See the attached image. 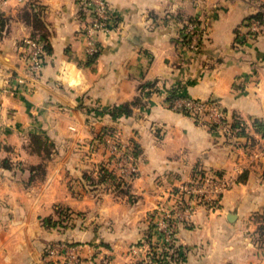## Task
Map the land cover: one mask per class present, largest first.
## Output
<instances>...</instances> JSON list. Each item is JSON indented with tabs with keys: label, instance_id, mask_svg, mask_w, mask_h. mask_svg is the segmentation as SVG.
<instances>
[{
	"label": "crops",
	"instance_id": "obj_1",
	"mask_svg": "<svg viewBox=\"0 0 264 264\" xmlns=\"http://www.w3.org/2000/svg\"><path fill=\"white\" fill-rule=\"evenodd\" d=\"M81 1L0 0V264H47L44 247L60 239L80 245V264H149L151 213L204 171L235 183L216 210L200 206L174 221L172 238L184 251L171 264H264V135L252 124L264 122V31L238 40L264 0H107L113 21L99 32L91 64ZM34 16L50 51L40 77L20 84L21 40L39 32ZM192 20L205 26L194 52L181 41ZM143 83L149 93L131 114L112 116ZM171 90L216 100L245 134L229 137L171 109ZM105 127L140 150L127 194L95 181L105 148L94 138ZM33 134L51 143L47 155ZM40 164L43 178L30 182L27 168ZM57 208L68 210L65 221ZM47 217L57 226L43 225Z\"/></svg>",
	"mask_w": 264,
	"mask_h": 264
},
{
	"label": "built area",
	"instance_id": "obj_2",
	"mask_svg": "<svg viewBox=\"0 0 264 264\" xmlns=\"http://www.w3.org/2000/svg\"><path fill=\"white\" fill-rule=\"evenodd\" d=\"M2 1V0H1ZM82 16L84 18V34L86 36L85 55L88 60L96 59L100 47L97 42L99 32L107 28L113 21L107 0H82ZM259 18L249 20L238 40L251 39L264 31V7L259 9ZM204 25L196 21H188L183 27L182 38L186 48L196 51L205 36ZM24 54V73L17 78L20 84L29 85L41 75L45 49L41 41L30 35L21 40ZM171 109L184 114L196 122L211 129L234 135L239 127L232 128L221 105L214 99H201L186 95H175L169 101ZM105 148V161L114 168L117 177L126 184L137 176L138 157L134 154L133 144L119 138L117 132L106 135L102 142ZM264 155V149L262 151ZM111 156L112 161L107 157ZM235 183L234 179L216 172H198L189 182L180 183L171 189L167 199L161 200L155 211V229L153 236L160 237L163 244H170L175 220H187L194 211L202 206L214 211L218 208L222 195ZM147 254L150 250L147 249ZM41 259L47 264H80L81 247L65 240L53 241L43 249Z\"/></svg>",
	"mask_w": 264,
	"mask_h": 264
},
{
	"label": "trees",
	"instance_id": "obj_3",
	"mask_svg": "<svg viewBox=\"0 0 264 264\" xmlns=\"http://www.w3.org/2000/svg\"><path fill=\"white\" fill-rule=\"evenodd\" d=\"M260 16V12H256L255 14L249 16L247 18V20L244 22V25H247L249 20L253 19V18H259ZM191 20V19H190ZM32 25L35 28V30H39L40 27L42 26L41 20L38 17H33L32 20ZM4 26V20L0 18V30L1 28H3ZM39 33V34H38ZM33 32L30 34V36L32 38H36L37 40L41 41L44 49H45V53L47 54L50 51L49 48V44L46 40V38L44 37V32ZM182 42L184 41V37L181 40ZM45 54V56H46ZM45 59V57H44ZM44 61V60H43ZM94 62V59L89 60L87 63L91 64ZM150 84H146L143 83L139 86V90H138V95L135 96L132 100L125 102L123 104L117 105V106H113L109 109L110 114L112 116H117V115H130L131 114V106L138 104L139 102H141L142 98H144L146 95H148L149 91H146V88H149ZM176 95V90H171L170 91V95L168 97V99H172L174 96ZM225 112V110H224ZM226 114V112H225ZM253 127L255 128L256 131H258L259 133L264 135V122H262L261 120L258 119H254L252 121ZM230 126L232 128L235 127H239V130L234 132V135L232 136H242L245 134L246 131V126L243 123L242 120L238 119V118H234L232 121H230ZM116 131V129L114 127H105L103 128L98 134L95 135V141L98 142H102L104 137L106 135H112L114 132ZM229 136V137H232ZM31 141L33 144V147L36 150H42L46 155L50 152V147H51V143L47 140V138H43L41 135H31ZM133 144V149H134V154L136 157H139L140 155V150L139 147L137 145L136 142H132ZM105 153V152H104ZM105 158V156H104ZM108 161H112V157L109 156L107 157ZM4 164L7 165V167H10V162L7 161H3ZM27 170L29 171V176H28V180L34 181L36 179H42L44 176V168L42 167V165H37V166H29L27 168ZM218 174H220V172H216ZM84 178L88 179L91 181V179H93L91 176L89 175H84ZM96 183H103L106 186L108 185V187H113L114 189L118 190L120 193H124L127 194L128 190H129V184L124 183L122 180H120L115 171L114 168L110 167L107 165L105 159L102 160L99 163L98 166V175H97V179L95 180ZM58 214V216L61 217V221H65L64 219H67V212L68 210L65 208H57L55 210ZM154 212V211H153ZM155 216V212L151 213L150 215V224H149V229L146 235V239H147V244L150 246V254H148V262L149 264H171V261L176 260V258L178 259L180 257V255L182 254V252L184 251L183 247L178 245L175 241H173L170 244H162L159 246V248H155L153 247L151 244V238L153 237V233L155 232V223L153 222V218ZM60 221V222H61ZM260 224L257 227V233H258V241L260 243V246L263 247L264 246V210H263V214H262V219L260 220ZM43 225H45L46 227H52V226H57L58 222H53L52 218L47 217L42 219ZM172 237H173V232H172ZM64 239H60L58 241H61ZM65 241L70 242L68 239H65ZM140 264V263H138Z\"/></svg>",
	"mask_w": 264,
	"mask_h": 264
},
{
	"label": "rangeland",
	"instance_id": "obj_4",
	"mask_svg": "<svg viewBox=\"0 0 264 264\" xmlns=\"http://www.w3.org/2000/svg\"><path fill=\"white\" fill-rule=\"evenodd\" d=\"M182 31H183V28H182ZM201 44V43H200ZM190 52H194V51H190ZM146 89H148V88H146ZM147 91V90H146ZM116 132V131H115ZM119 138H120V136H119ZM94 148V147H93ZM154 211V210H153ZM155 218V217H154ZM262 254H264V251H260Z\"/></svg>",
	"mask_w": 264,
	"mask_h": 264
}]
</instances>
